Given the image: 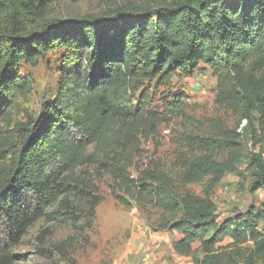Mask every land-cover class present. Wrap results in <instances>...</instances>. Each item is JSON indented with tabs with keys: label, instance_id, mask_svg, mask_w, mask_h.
<instances>
[{
	"label": "trees",
	"instance_id": "trees-1",
	"mask_svg": "<svg viewBox=\"0 0 264 264\" xmlns=\"http://www.w3.org/2000/svg\"><path fill=\"white\" fill-rule=\"evenodd\" d=\"M58 1L0 0V264H11L8 249L61 196L76 191L75 170L101 162L107 150L123 193L113 190L115 199L124 207H131L128 198L159 204L161 218L149 223L151 230L181 233L174 249L193 264H264V205L218 221L207 198L185 194L176 202L167 171L148 168L139 179L129 172L140 141L187 114L186 95L173 91L172 80L201 64L217 77L218 99L237 105L241 118L257 113L264 140V0H118L97 15L47 19ZM56 48L66 49L70 69L35 118L22 64ZM81 61L86 72L77 79L73 67ZM157 94L162 111L153 105ZM200 141L209 152L183 178L210 163L216 150L241 154L227 132ZM249 164L251 189H264V151L251 154ZM249 241L252 248L240 247Z\"/></svg>",
	"mask_w": 264,
	"mask_h": 264
},
{
	"label": "rangeland",
	"instance_id": "rangeland-1",
	"mask_svg": "<svg viewBox=\"0 0 264 264\" xmlns=\"http://www.w3.org/2000/svg\"><path fill=\"white\" fill-rule=\"evenodd\" d=\"M116 3L118 0H59L47 19L97 15ZM70 61L66 49L56 48L33 65L22 64L21 72L31 81V110L35 118L41 116L43 104L55 98L61 73L70 69L67 67ZM75 64L71 66L74 76L81 79L86 72V62ZM172 89L185 93L187 114L164 121L155 134L140 141L129 168L130 176L139 179L148 168L167 171L173 181L170 195L176 202L181 203L185 194L207 198L216 207L218 221L264 205V189H251L253 175L249 164L251 154L264 151L257 113L241 118L237 105L218 99L217 77L203 64L191 76L174 78ZM153 105L162 111L158 94ZM220 131L236 137L241 143V154L231 156L227 151L216 150L210 163L205 162L196 173L183 178L185 168L209 152L201 146L200 138L215 136ZM117 135L114 134L115 141ZM189 135L195 138L188 139ZM115 144L118 146L119 142ZM96 145L93 144L88 153L93 152ZM105 153L101 162L78 167L72 174L73 183L78 185L76 191L67 198L61 196L47 209L46 215L8 249L11 264H129L127 253L136 221L143 219L151 230L149 223L160 220L162 207L157 203L138 204L133 198H128L131 207L120 204L112 191L123 193L118 191L109 172L113 153L108 150ZM1 228L0 224V231ZM259 229L264 232V219ZM169 235L175 234L169 231ZM229 242L231 240L226 238L222 244ZM198 245L194 243L193 247ZM240 247L252 248L253 243L249 241ZM145 254L132 258L130 264H140ZM196 254L201 256V250Z\"/></svg>",
	"mask_w": 264,
	"mask_h": 264
},
{
	"label": "crops",
	"instance_id": "crops-1",
	"mask_svg": "<svg viewBox=\"0 0 264 264\" xmlns=\"http://www.w3.org/2000/svg\"><path fill=\"white\" fill-rule=\"evenodd\" d=\"M134 228L127 253L129 264L132 258L142 253L149 255L150 264H193L191 256L178 253L174 249V242L181 237L179 232L172 231L175 234L172 237L169 231L152 232L143 219H138Z\"/></svg>",
	"mask_w": 264,
	"mask_h": 264
},
{
	"label": "built area",
	"instance_id": "built-area-1",
	"mask_svg": "<svg viewBox=\"0 0 264 264\" xmlns=\"http://www.w3.org/2000/svg\"><path fill=\"white\" fill-rule=\"evenodd\" d=\"M140 264H150V257L147 253L141 259Z\"/></svg>",
	"mask_w": 264,
	"mask_h": 264
}]
</instances>
